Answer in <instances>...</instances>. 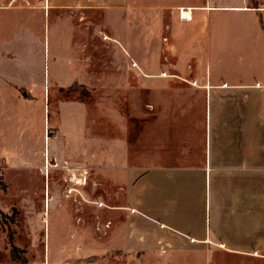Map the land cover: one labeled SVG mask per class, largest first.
<instances>
[{"label": "rangeland", "instance_id": "obj_1", "mask_svg": "<svg viewBox=\"0 0 264 264\" xmlns=\"http://www.w3.org/2000/svg\"><path fill=\"white\" fill-rule=\"evenodd\" d=\"M246 5L187 21L178 9L45 13L42 0H0V264H264V95L239 118L256 145L250 171L210 181L216 109L191 82L264 91V0ZM63 100L87 109L64 114ZM139 179L157 191L142 208L128 192Z\"/></svg>", "mask_w": 264, "mask_h": 264}, {"label": "crops", "instance_id": "obj_2", "mask_svg": "<svg viewBox=\"0 0 264 264\" xmlns=\"http://www.w3.org/2000/svg\"><path fill=\"white\" fill-rule=\"evenodd\" d=\"M219 2H224V0H218ZM248 0H242L243 4L240 5H233V4H225V3H214L212 0H203L201 3H197L195 0H188L187 2H183L181 0L179 3L175 0H168V3H143L138 0L137 3H134L133 0H42V8L45 13H47V10H61L63 12H69L70 11H83L84 13L87 11H103L106 14L116 12V13H122L127 14V12L131 10H137L138 13L142 10L145 11L147 9H152L154 11L159 10H165L168 12V14H172L176 11V9L179 10V16L180 18L191 21L193 19L194 10L199 11H205L206 15L211 14L213 11H218L221 9H227V10H234V11H243L247 10L248 12H252L251 9L248 8L246 5ZM46 4V5H45ZM190 11L191 17L185 18L182 16V12L184 11ZM256 17V16H255ZM258 24L261 26V29L264 31V27H262L261 22ZM137 63V62H136ZM138 64V63H137ZM188 81H190L188 78L184 77ZM87 79V76L83 77L82 82ZM193 84H198L205 88L206 97H207V105L208 106L214 105L216 109V119L218 120V128L219 133L216 135L218 137V143L216 147H214V150H212L211 143H210V152L207 150L205 154V162H204V173L205 176L210 175V181H211V175H223L226 173H235V172H243L246 169L250 171L249 166L247 167L246 164L251 161H255V157L251 156V152L255 151L256 145H251L248 134V137L243 134V132L240 129V126L242 125V122H239V118H241V115L243 116V120L245 122L250 121V114H249V108L252 104H257V97L258 95H264V91L261 89L260 92H255L251 94V91L247 88V86H253L257 85L260 81H257L254 84H247L236 82L233 84L235 88L230 89L228 92L219 94L215 89L216 88H222V86H226L227 82H223L220 84H213L211 81L208 80V78L203 77L202 83H197L196 79H193L191 81ZM140 84H145L141 83ZM264 83H260L262 85ZM229 86V84H227ZM210 93V100L209 98ZM155 98V96H154ZM214 99V101H212ZM64 107H63V113H69L72 114V116H75L76 110H80L81 108H86V103L82 100H76V101H69V100H63L62 101ZM155 102L153 101L152 105L153 108H159L162 110H169L167 107V103H162L161 101ZM74 104V106L72 105ZM225 108L228 109V113L225 117H223V111ZM212 118H210L211 120ZM246 125V124H245ZM248 125V124H247ZM129 152L126 148L123 149V152L119 155L120 159V166L122 167L124 163L128 164V158H129ZM140 156L145 159L146 155L143 153L140 154ZM154 156H152L153 158ZM105 160V159H104ZM236 160L235 164H239L238 166H234L236 170L230 171L232 166H228L229 164L233 163ZM255 165V164H254ZM141 167H138L137 165H132L130 169L136 170L134 173H132V180L137 175L138 171ZM143 169V168H142ZM134 181V180H133ZM151 184H153L151 182ZM189 184V183H185ZM208 184V183H207ZM165 186V185H164ZM161 185L160 191L161 193H164L167 191V188ZM128 187V185H127ZM125 187V188H127ZM186 186L181 184V186L174 188H169V190H173V192H176L173 197V195L168 196L169 202L175 201V204H177L178 201V193L181 194L182 192H186L185 189ZM122 188V187H121ZM158 190V189H157ZM151 191V192H150ZM128 192L130 193L132 197V202L138 206V207H145L148 206V202L150 200H153L155 198V189L150 190L146 184L144 183L143 179L137 180L135 183H132V186L128 189ZM189 197H191L188 194ZM164 206V204H163ZM139 218H143L142 216L137 215ZM132 218H135L133 215Z\"/></svg>", "mask_w": 264, "mask_h": 264}, {"label": "trees", "instance_id": "obj_3", "mask_svg": "<svg viewBox=\"0 0 264 264\" xmlns=\"http://www.w3.org/2000/svg\"><path fill=\"white\" fill-rule=\"evenodd\" d=\"M261 24H262V21H261ZM74 84H71L69 87H68V90L71 92H74L75 91V88H74ZM3 175L0 173V183L2 184V186L4 188H6V184H4V180H3ZM0 215H2V217L5 215L1 210H0ZM11 241H12V237H10ZM12 243V242H11ZM17 250H19L18 246L16 245H13L12 246V254H13V257L16 258V259H19V255L17 254ZM16 254V255H15Z\"/></svg>", "mask_w": 264, "mask_h": 264}, {"label": "bare ground", "instance_id": "obj_4", "mask_svg": "<svg viewBox=\"0 0 264 264\" xmlns=\"http://www.w3.org/2000/svg\"><path fill=\"white\" fill-rule=\"evenodd\" d=\"M182 16L185 17V18H189V17H191V15H190V11H189V10H188V11H185V12L183 11V12H182ZM78 183H79V181H78Z\"/></svg>", "mask_w": 264, "mask_h": 264}]
</instances>
